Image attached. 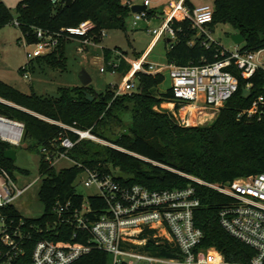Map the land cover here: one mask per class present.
I'll list each match as a JSON object with an SVG mask.
<instances>
[{
	"label": "trees",
	"instance_id": "1",
	"mask_svg": "<svg viewBox=\"0 0 264 264\" xmlns=\"http://www.w3.org/2000/svg\"><path fill=\"white\" fill-rule=\"evenodd\" d=\"M186 2L192 7L189 0ZM212 6L211 31L218 24H229L244 38L240 51L264 50V0H213ZM130 15V9L122 0H73L70 6L64 3L54 5L49 0H18L16 6V21L29 42L36 41L33 28L59 32L91 21L96 27L88 38L100 44L102 30H125ZM152 15L150 11L149 18ZM12 20L10 11L0 2V29ZM173 28L176 41L166 45L167 64L206 65L222 58L219 54L221 47L213 43L205 47L204 37H197L187 20L175 21ZM192 40L194 44L190 46ZM77 45H81L79 37H63L57 50L35 60L65 71L67 51ZM102 52L107 63L112 52L107 49ZM115 59L119 60L117 71L125 74L130 65L119 55ZM107 69L111 67L107 66ZM25 71L26 68L20 69L22 73ZM229 71L238 79L237 93L219 110L210 125L189 127L179 125L172 113L155 110L163 103H175L171 88L158 94L157 88L164 81L163 74H137L135 90L116 97L113 88L97 92L91 85L80 84L60 87L53 96L34 92L24 94L0 81V100L16 106L0 101V115L24 123L23 142L33 141V148H38L39 155L42 146L60 136L73 141L78 137L33 114L78 130H89L101 140L79 141L67 154L74 163L68 168H50L40 155L42 180L37 199L43 215L30 219L23 217L14 206L3 210L15 223L23 220L26 226L38 225L42 229V232L31 231L30 238L23 245L24 254L12 264H29L32 249L41 239L59 244L81 242L79 238L71 240L70 228H62L57 237L49 236L45 221L54 219L51 209L56 202L64 204L70 201L75 207L81 205L84 198L76 192L74 184L84 169L101 175L110 174L122 184L140 185L149 190L183 189L193 185L200 200V206L194 213L195 225L203 232L200 247L215 248L228 264L248 263L255 255L254 250L230 236L219 223L218 212L227 202L226 198L209 188L193 184L186 177L219 186L264 173V106L251 117L243 114L255 99L264 95V71L258 70L250 79L243 78L233 67ZM246 87L250 88L251 95L244 99L242 89ZM88 94L92 100L87 99ZM9 149L8 144L0 142V170H6L14 179L13 163L3 158V153ZM22 173L27 174V171ZM86 201L93 209L92 214L106 213V203L100 196H90ZM151 254L180 258V251L174 243L159 245L151 250ZM72 264H110V257L94 249Z\"/></svg>",
	"mask_w": 264,
	"mask_h": 264
},
{
	"label": "built area",
	"instance_id": "2",
	"mask_svg": "<svg viewBox=\"0 0 264 264\" xmlns=\"http://www.w3.org/2000/svg\"><path fill=\"white\" fill-rule=\"evenodd\" d=\"M49 1L54 5L64 3L63 0ZM125 5L130 11L134 6L129 0ZM141 5L145 6L144 11L131 12L133 27H136L139 21L149 20L150 0H144ZM212 18L213 6L209 4L190 7L186 0H168L161 26L148 29V32L156 38H164L169 40L168 43H174V22L187 20L196 31V36L204 37L205 47L212 43L219 45L213 40L209 30ZM14 25L20 26L17 21ZM95 27L93 22L84 21L76 27L65 28L59 32L33 28L36 41L26 43L33 46V50L26 53L28 63L53 53L63 37H79L80 52H83L85 46L98 47L99 44L88 38ZM100 36L103 39L106 30H102ZM193 44L194 40L189 42L190 46ZM219 54L222 58L214 63L187 66L152 64L141 56L130 62L122 85L114 89V96L133 92L137 74L155 75L166 71L172 83L171 90L175 99L173 104L179 106V111H185V116L180 118L178 124L185 127L194 125L196 113L201 114L198 116L213 118L238 91L239 82L229 71L231 67L239 71L245 79H250L258 70L264 71V50L242 52L235 46L234 51L230 52L221 47ZM117 55L120 59L124 58L118 52ZM108 65L111 72L115 73L119 63ZM100 71L104 72L105 69L101 67ZM245 89L250 91L249 87ZM263 106L264 95H261L243 114L251 117ZM204 110L212 111L211 115H204ZM172 114L178 120L177 115L174 112ZM33 115L59 125L78 137L73 141L67 136H60L40 148L42 160L50 168H56L61 161L73 163L67 154L79 141L101 142L89 130H78ZM24 133L23 122L0 115V142L15 150L22 146ZM84 172L87 174L84 186L96 188L97 196L106 203V213L98 216L92 214L93 209L86 199L79 207H75L70 201L64 204L56 202L51 209L54 219L45 221L46 232L51 237H57L62 228H70L71 240L79 238L81 242L59 244L49 239H41L32 249L29 264H72L94 249L108 254L110 264H228L215 248L200 247L203 232L195 225L194 220L200 200L193 185L183 189L149 190L140 185L122 184L110 174L101 175L89 169H84ZM186 177L193 184L209 188L226 198L227 202L218 212L221 227L230 236L254 250L255 255L245 264H264V173L255 177L235 179L219 186L191 176ZM41 180L42 175L39 173L36 180L20 187L6 170H0V264H12L18 256L24 254L23 245L30 238L32 230L42 232L38 225L26 226L23 220L15 223L3 212L7 207L14 206L18 199L36 182L41 183ZM170 243H174L178 248L180 258L169 259L151 254V250L157 246Z\"/></svg>",
	"mask_w": 264,
	"mask_h": 264
},
{
	"label": "rangeland",
	"instance_id": "3",
	"mask_svg": "<svg viewBox=\"0 0 264 264\" xmlns=\"http://www.w3.org/2000/svg\"><path fill=\"white\" fill-rule=\"evenodd\" d=\"M128 0H122V3H126ZM133 5H141L144 0H129ZM190 2L197 4H209L212 6L213 0H189ZM10 11L13 16V20L6 26L0 29V81L12 86L18 91L24 94H31L32 92L42 96H53L56 94L58 88L69 87L78 84V73L82 67L86 66L89 76L92 80L91 86L97 92H104L107 88L116 89L122 85L124 81V74L116 71L112 73L107 69V65L95 60L92 65L81 66V60L86 52L78 50V47L67 51V70L60 68H53L50 65L42 63L40 60H33L31 66H27L28 59L27 52L33 50L32 42L28 41L26 34L22 33L20 27L14 25L16 21V6L18 0H0ZM168 0H150V11L153 15L148 21L142 20L138 22L136 27L132 25V15L126 20L125 30L123 29H110L106 31V36L102 39V42L98 47L105 48L112 52V58L119 54L124 55L130 61L137 60L142 56L153 43L156 38L154 35L148 32V29H156L161 26L164 19V9ZM211 31V29H209ZM236 34L233 27L229 24H218L211 31V37L230 52L234 51L235 45L231 36ZM26 40V42H25ZM242 47V44L238 45ZM94 54V53H93ZM149 56L147 62L157 65L167 64L166 60V41L161 38L148 52ZM87 60L92 58L86 56ZM127 62V61H126ZM117 63V62H116ZM128 63V62H127ZM105 69L104 72L100 71V68ZM21 68H26L25 72H20ZM84 69V68H83ZM164 81L157 88L158 94H163L169 90L172 86L168 72L163 73ZM26 75V77H25ZM77 78V79H76ZM80 84V83H79ZM179 106H169L166 103L161 104L158 108H155L158 112H174L177 115V123L181 117L185 116V111H179ZM204 115H211L212 111L204 110ZM219 111L216 113V115ZM200 113H196L194 125L191 126H203L210 125L216 118L209 116H198ZM187 116V114H186ZM202 121V122H201ZM35 143L33 141H24L22 146L16 148V159L12 162V173L14 180L18 186L23 187L28 183L33 182L39 176V162L40 155L38 148H33ZM73 163L69 161H61L56 168H68ZM22 171H27V174H23ZM87 179V174L83 171L79 174L75 181L76 192L84 199L90 196L97 195L98 191L95 187H85L83 182ZM40 183L36 182L33 187L20 199H18L14 206L17 211L25 218H38L43 215V208L40 205L37 194Z\"/></svg>",
	"mask_w": 264,
	"mask_h": 264
},
{
	"label": "water",
	"instance_id": "4",
	"mask_svg": "<svg viewBox=\"0 0 264 264\" xmlns=\"http://www.w3.org/2000/svg\"><path fill=\"white\" fill-rule=\"evenodd\" d=\"M73 0H63L65 6H70ZM145 6L140 5H134L131 7L132 13H137L140 11H144ZM231 40L235 45H240L244 42V38L240 33H236L231 36ZM169 42V40H168ZM78 81L81 86H88L91 83V78L89 74L85 71V69H81L78 74ZM251 95V92L245 88L242 89V98L247 99ZM88 100H92L93 97L91 95H87ZM3 158L7 161L13 162L16 159V151L13 149L6 150L3 153Z\"/></svg>",
	"mask_w": 264,
	"mask_h": 264
},
{
	"label": "crops",
	"instance_id": "5",
	"mask_svg": "<svg viewBox=\"0 0 264 264\" xmlns=\"http://www.w3.org/2000/svg\"><path fill=\"white\" fill-rule=\"evenodd\" d=\"M190 2V1H189ZM190 4L192 5V6H197V5H201V4H197V5H195L194 3H192V2H190ZM164 39V38H163ZM160 40V38H155L154 40H153V43L148 47V49H147V51L142 55L143 57H145V59L147 60V58H148V56H149V54H148V52L150 51V49L153 47V45H155L158 41ZM166 41V45L168 44V40H165ZM79 45H77V46H75V47H78ZM74 47V48H75ZM84 49L86 50V52L84 51V55L83 56H85V57H83L84 59L83 60H81V66H83V65H92V64H94L95 63V60H98V61H100L101 63H104V64H106L107 66H109L108 64L109 63H115V62H119V60H116L115 58H112V55H111V58L109 59V61L106 63L105 61H104V56H103V49H105V48H100V47H92V46H85L84 47ZM83 49V50H84ZM94 53V54H93ZM86 56H91L92 58H90L89 60H87V58H86ZM124 56V55H123ZM141 57V56H140ZM124 58H125V60L128 62V64L130 65V62H132V61H130L128 58H126L125 56H124ZM86 67V66H85ZM84 66L82 67V68H84L85 69V71L89 74V72L87 71V68H85ZM110 71H111V69H110ZM79 74V73H78ZM77 79V78H76ZM78 80V79H77ZM91 82H92V80H91ZM78 84H79V81H78ZM90 85H91V83H90ZM166 104H168L169 106H172V105H174L173 103H166Z\"/></svg>",
	"mask_w": 264,
	"mask_h": 264
},
{
	"label": "bare ground",
	"instance_id": "6",
	"mask_svg": "<svg viewBox=\"0 0 264 264\" xmlns=\"http://www.w3.org/2000/svg\"><path fill=\"white\" fill-rule=\"evenodd\" d=\"M202 122V121H201Z\"/></svg>",
	"mask_w": 264,
	"mask_h": 264
}]
</instances>
